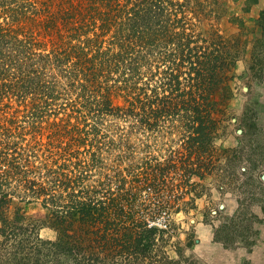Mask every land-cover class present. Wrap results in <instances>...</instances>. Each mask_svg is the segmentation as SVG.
<instances>
[{
  "label": "trees",
  "instance_id": "16d2710c",
  "mask_svg": "<svg viewBox=\"0 0 264 264\" xmlns=\"http://www.w3.org/2000/svg\"><path fill=\"white\" fill-rule=\"evenodd\" d=\"M219 9L217 0H0V115L15 101L24 106L23 123L41 128L37 119L62 112L63 123H52L71 137L54 152V164L64 159L54 167L38 154L45 149L36 136L15 140V131L0 125L12 138L0 139L2 235L15 238L26 219L21 207L7 215L14 196L40 200L57 233L45 241L50 260L157 264L165 230L148 216L179 198L176 187L193 174L203 175L218 115L232 96L241 44L218 28H200L207 16L221 19ZM230 20L246 28V20ZM106 116L132 118L139 131L177 129L184 152L146 162L142 172H106ZM88 151V160L79 158Z\"/></svg>",
  "mask_w": 264,
  "mask_h": 264
},
{
  "label": "rangeland",
  "instance_id": "374dc122",
  "mask_svg": "<svg viewBox=\"0 0 264 264\" xmlns=\"http://www.w3.org/2000/svg\"><path fill=\"white\" fill-rule=\"evenodd\" d=\"M217 2L223 17L207 16L200 28L205 32L218 28L241 44L230 79L232 96L218 115L219 126L209 152L212 157L201 167L203 175L193 174L188 183H181L182 189L176 187L179 198L171 197L164 210L148 216L150 224L165 230L155 248L157 264H264V26L259 22L261 18L264 22V0ZM231 16L246 20V28L231 22ZM12 102L13 107L0 115V125L15 131V140L21 141L22 136V141L27 142L36 136L35 140H40L45 149L38 150V154L53 165L58 158L54 152L71 137L61 136L60 125L52 122L63 123L67 115L45 113L37 119L42 127H32L23 123L24 106ZM115 102L122 103L121 99ZM17 108L22 110L15 111ZM11 118L14 124L9 122ZM75 120L70 118L71 123ZM131 122L132 118L105 117L101 132H106V172L116 173L109 166L124 173L131 168L142 172L146 162H163L173 152H184L179 130L139 131L131 128ZM6 132L0 129L2 144L11 138ZM23 151L29 153L27 149ZM89 157V151L79 155L81 159ZM57 160L54 167L64 159ZM96 172L93 178H100ZM173 181L178 183L179 179ZM7 190L16 195L23 191L11 185ZM13 198L7 215L11 219L16 208L21 207L26 219L19 223L23 228L15 238L0 233V264H74L67 259L50 260L45 255V241L55 239L57 233L50 226L49 210L40 200L25 202L18 196ZM39 222L41 225L34 232L24 229ZM1 224L0 221V227Z\"/></svg>",
  "mask_w": 264,
  "mask_h": 264
},
{
  "label": "water",
  "instance_id": "95a60500",
  "mask_svg": "<svg viewBox=\"0 0 264 264\" xmlns=\"http://www.w3.org/2000/svg\"><path fill=\"white\" fill-rule=\"evenodd\" d=\"M262 178L264 179V174L262 175Z\"/></svg>",
  "mask_w": 264,
  "mask_h": 264
}]
</instances>
